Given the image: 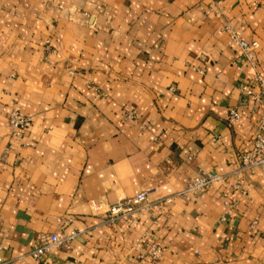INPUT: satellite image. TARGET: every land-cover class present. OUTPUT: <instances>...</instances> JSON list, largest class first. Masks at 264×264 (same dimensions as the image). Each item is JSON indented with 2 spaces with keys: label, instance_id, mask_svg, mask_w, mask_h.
<instances>
[{
  "label": "crops",
  "instance_id": "0c3cea01",
  "mask_svg": "<svg viewBox=\"0 0 264 264\" xmlns=\"http://www.w3.org/2000/svg\"><path fill=\"white\" fill-rule=\"evenodd\" d=\"M229 31L264 73V0H0L3 264H264V172L238 169L264 107ZM198 169L222 181L184 198ZM138 190L171 201L131 222L88 204ZM151 243L157 261L136 256Z\"/></svg>",
  "mask_w": 264,
  "mask_h": 264
},
{
  "label": "built area",
  "instance_id": "2783aa9c",
  "mask_svg": "<svg viewBox=\"0 0 264 264\" xmlns=\"http://www.w3.org/2000/svg\"><path fill=\"white\" fill-rule=\"evenodd\" d=\"M228 29V26H224ZM229 39L237 48L241 60L247 65V76H244L239 83V90L244 99H248L255 105L264 107V73L259 70L256 61L257 42L254 40H244L238 35L229 31ZM129 116V115H128ZM239 113L236 108H229L227 112L228 123L237 121ZM7 121L13 133H18L27 125V118L12 110L9 112ZM239 170L252 171L259 169L264 172V113L257 119V130L255 131L250 147L239 153ZM222 181V176L202 169L196 170L191 177L185 180L181 195L186 198L188 195L195 196L200 192L216 187ZM171 201L170 196L156 199L149 202L147 191L138 190L130 197H120L105 206L95 200H89L91 210L101 213L109 222L123 220L131 222L134 214L139 211H149L152 207H161ZM104 206V208H103ZM77 234L74 230L65 233H52L40 238V244L29 251V255L34 259H41L48 251L50 246L68 247L71 239ZM162 254V248L157 244L151 243L144 252H137L139 258H146L148 261H157ZM4 261L0 257V264Z\"/></svg>",
  "mask_w": 264,
  "mask_h": 264
}]
</instances>
